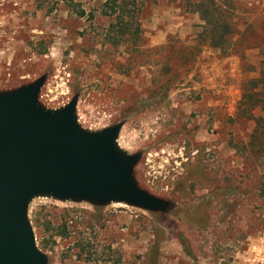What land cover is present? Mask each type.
I'll use <instances>...</instances> for the list:
<instances>
[{"label":"rangeland","instance_id":"374dc122","mask_svg":"<svg viewBox=\"0 0 264 264\" xmlns=\"http://www.w3.org/2000/svg\"><path fill=\"white\" fill-rule=\"evenodd\" d=\"M77 1L83 18L58 0H0V94L44 77L43 110L75 99V125L88 134L121 123L114 148L137 156L133 181L168 208L35 195L26 219L45 264H264V196L255 188L264 161L242 146L251 128L238 108L260 52L242 61L202 48L193 58L177 48L202 31L186 0H129L141 10L143 40L130 52L124 38L103 43L110 20L95 0ZM240 3L237 20L260 25L264 0ZM169 37L178 40L175 53L154 50ZM262 38L249 30L244 41ZM172 73L174 84L162 90Z\"/></svg>","mask_w":264,"mask_h":264},{"label":"water","instance_id":"95a60500","mask_svg":"<svg viewBox=\"0 0 264 264\" xmlns=\"http://www.w3.org/2000/svg\"><path fill=\"white\" fill-rule=\"evenodd\" d=\"M43 81L40 77L0 94V264H45L26 219V207L35 195L115 200L148 211L168 208V202L133 181L137 156L114 148L121 123L95 134L81 132L75 125V99L54 112L38 106Z\"/></svg>","mask_w":264,"mask_h":264},{"label":"trees","instance_id":"16d2710c","mask_svg":"<svg viewBox=\"0 0 264 264\" xmlns=\"http://www.w3.org/2000/svg\"><path fill=\"white\" fill-rule=\"evenodd\" d=\"M58 1L62 2V5L77 17L83 18L85 16V9L80 5L81 2L77 0ZM226 2L227 8L223 9L218 0H186V9L197 14L203 22L202 31L191 45L184 47L179 44L177 48L182 52L191 54L193 58L202 48H206L216 50L223 56H240L242 61L246 60L247 51L256 49L260 52L262 58L258 62V77L243 82L238 108L241 109L242 107L240 121L247 128H251L248 141L242 143V146L244 149L247 147L248 153L253 154L256 161L262 162L264 161V14H260L262 16V20L259 21L260 25L255 26V19L252 17H244L240 23L237 20L239 17L233 15L235 10L240 9V0H226ZM95 3L98 5L97 9L100 10V16L110 20L103 43H110L111 40L115 39L114 37L124 38V43L130 45L128 48L130 52L141 50L140 44L143 41L140 26L141 10L133 8L136 6L135 2L129 0H95ZM89 13L90 20H92L93 14ZM249 30H253L255 35L263 38L257 43L255 41L245 43V34ZM118 42L117 39L114 43L118 44ZM176 43L178 40L169 37L163 46L154 48V50L172 54L176 52ZM166 67L173 69L169 63ZM174 82L175 73L169 74L161 81L164 86L162 90H167ZM249 122L254 124L253 127H250ZM254 178H256V174ZM255 188L259 196H264V176L262 173L258 174ZM235 189V187H226L225 192L230 195Z\"/></svg>","mask_w":264,"mask_h":264}]
</instances>
